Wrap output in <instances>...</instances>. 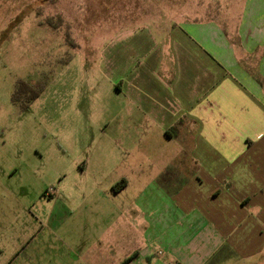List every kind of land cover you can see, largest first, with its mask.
Listing matches in <instances>:
<instances>
[{
  "label": "rangeland",
  "instance_id": "obj_1",
  "mask_svg": "<svg viewBox=\"0 0 264 264\" xmlns=\"http://www.w3.org/2000/svg\"><path fill=\"white\" fill-rule=\"evenodd\" d=\"M244 2L230 17L240 20ZM248 11L260 18L264 6ZM226 12L230 0H0V168L19 170L0 178V264L130 258L133 234L144 235L131 206L155 186L170 146L154 139L148 160L144 143L119 133L128 129L116 128L114 72L102 50L120 30L195 16L222 25ZM52 19L71 26L79 48L42 24ZM20 82L39 93L28 106L12 101ZM123 181L128 188L116 194Z\"/></svg>",
  "mask_w": 264,
  "mask_h": 264
},
{
  "label": "crops",
  "instance_id": "obj_2",
  "mask_svg": "<svg viewBox=\"0 0 264 264\" xmlns=\"http://www.w3.org/2000/svg\"><path fill=\"white\" fill-rule=\"evenodd\" d=\"M242 1L230 0L222 25L195 16L128 28L102 50L119 133L148 160L154 139L170 146L131 206L144 235L127 221L136 241L125 264H264V13L248 11L264 3L245 0L230 17ZM18 173L1 164V180Z\"/></svg>",
  "mask_w": 264,
  "mask_h": 264
},
{
  "label": "trees",
  "instance_id": "obj_3",
  "mask_svg": "<svg viewBox=\"0 0 264 264\" xmlns=\"http://www.w3.org/2000/svg\"><path fill=\"white\" fill-rule=\"evenodd\" d=\"M59 21H62V17L60 16ZM42 24L48 25L53 30H63L65 33V43L66 45H69L71 48H79V44L72 40L71 35V26L66 25V27L62 28L61 22H56V19H52L49 21L42 22ZM61 26V27H60ZM71 57V56H70ZM70 58L67 56V60ZM67 63V62H66ZM38 89V88H37ZM34 89V86H29L26 83L20 82L17 84L16 89L12 95V101L14 104H18L21 100H25L27 106L30 105L34 100H36L39 97V93H36ZM41 92V87L37 91ZM128 261V260H127ZM126 261V262H127ZM125 264V263H123Z\"/></svg>",
  "mask_w": 264,
  "mask_h": 264
}]
</instances>
